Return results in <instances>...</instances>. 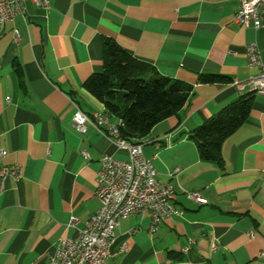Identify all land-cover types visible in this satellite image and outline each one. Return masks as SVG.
<instances>
[{
  "label": "crops",
  "instance_id": "1",
  "mask_svg": "<svg viewBox=\"0 0 264 264\" xmlns=\"http://www.w3.org/2000/svg\"><path fill=\"white\" fill-rule=\"evenodd\" d=\"M48 1V9L27 1L23 15L0 29V149L6 165L22 169L0 192V264H48L56 242L76 236L100 206L101 155L127 159L92 125L80 133L72 124L76 108L118 119L83 86L103 68L105 39L192 87L177 114L137 140L182 214L154 232L148 213L120 219L106 264H264V95L253 94L245 121L224 140L221 167L200 160L189 138L249 92L232 82L256 74L247 45L257 46L264 65V27L237 24L236 0ZM200 73L230 81L200 83Z\"/></svg>",
  "mask_w": 264,
  "mask_h": 264
},
{
  "label": "built area",
  "instance_id": "2",
  "mask_svg": "<svg viewBox=\"0 0 264 264\" xmlns=\"http://www.w3.org/2000/svg\"><path fill=\"white\" fill-rule=\"evenodd\" d=\"M27 1L44 9L49 8L48 0H0V29L17 15H23ZM236 2L234 19L237 24L264 27V0ZM13 33V41L17 42L19 34L16 29ZM246 58L248 67L256 69V74L249 76L243 83H232L241 88L255 89V93L264 95V65L255 44L247 45ZM72 124L80 133L86 130L88 124L92 125L98 132L109 137L118 148L125 149L127 159L101 155L94 188V196L100 206L84 221L76 236L64 237L56 242L48 255V264H106L112 255L110 248L120 219L148 213L149 231L154 232L165 219L173 215L180 216L182 211L172 203L171 185L157 178L152 160L142 154L141 144L130 142L121 135V119L111 122L104 112H93L89 117L76 108ZM83 154L85 159H89L86 152ZM4 156L5 150L0 149V192L6 177L18 179L22 172L19 165H6L3 162ZM178 171L175 168L172 174ZM188 196L197 203L206 202L197 192H190ZM75 222L71 217L68 225H74ZM211 247L215 249L216 244L212 243Z\"/></svg>",
  "mask_w": 264,
  "mask_h": 264
},
{
  "label": "trees",
  "instance_id": "3",
  "mask_svg": "<svg viewBox=\"0 0 264 264\" xmlns=\"http://www.w3.org/2000/svg\"><path fill=\"white\" fill-rule=\"evenodd\" d=\"M102 47L103 68L92 73L83 86L103 104L108 115L122 120L121 135L137 142L156 123L177 114L192 87L159 74L154 66L132 57L111 39H105ZM229 81L221 74L198 75L200 83ZM253 94L240 95L190 132L200 160L222 166V144L245 121Z\"/></svg>",
  "mask_w": 264,
  "mask_h": 264
},
{
  "label": "bare ground",
  "instance_id": "4",
  "mask_svg": "<svg viewBox=\"0 0 264 264\" xmlns=\"http://www.w3.org/2000/svg\"><path fill=\"white\" fill-rule=\"evenodd\" d=\"M248 90H249V92L255 93V89H248Z\"/></svg>",
  "mask_w": 264,
  "mask_h": 264
}]
</instances>
